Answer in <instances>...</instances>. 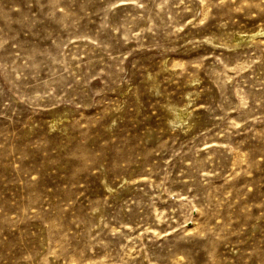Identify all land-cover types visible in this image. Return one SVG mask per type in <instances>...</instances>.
<instances>
[{
  "label": "rangeland",
  "instance_id": "1",
  "mask_svg": "<svg viewBox=\"0 0 264 264\" xmlns=\"http://www.w3.org/2000/svg\"><path fill=\"white\" fill-rule=\"evenodd\" d=\"M0 264H264V0H0Z\"/></svg>",
  "mask_w": 264,
  "mask_h": 264
}]
</instances>
